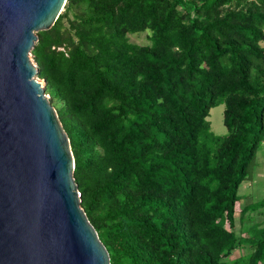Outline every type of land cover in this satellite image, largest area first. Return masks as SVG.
Listing matches in <instances>:
<instances>
[{"label":"trees","instance_id":"16d2710c","mask_svg":"<svg viewBox=\"0 0 264 264\" xmlns=\"http://www.w3.org/2000/svg\"><path fill=\"white\" fill-rule=\"evenodd\" d=\"M31 54L110 264H264V221L243 224L264 197L235 227L264 140V0H66Z\"/></svg>","mask_w":264,"mask_h":264},{"label":"water","instance_id":"95a60500","mask_svg":"<svg viewBox=\"0 0 264 264\" xmlns=\"http://www.w3.org/2000/svg\"><path fill=\"white\" fill-rule=\"evenodd\" d=\"M65 1L0 0V264H110L30 58L36 32L53 25Z\"/></svg>","mask_w":264,"mask_h":264},{"label":"rangeland","instance_id":"374dc122","mask_svg":"<svg viewBox=\"0 0 264 264\" xmlns=\"http://www.w3.org/2000/svg\"><path fill=\"white\" fill-rule=\"evenodd\" d=\"M150 34V31L147 29L145 31L136 32V33H130L128 34V41L131 43L136 44H147L150 42L147 35ZM30 58L33 59L32 54L30 55ZM34 60V59H33ZM44 87V84L41 85ZM48 94L45 93V96ZM49 103L52 105V102L48 98ZM54 112L57 116V110L56 107L53 106ZM224 105L222 103H219L213 107L210 108L209 114L207 119L210 122V128L211 132L215 136H220L226 133V128L223 124L222 120V112H223ZM58 118V116H57ZM256 158H257V166H254V172H253V178L254 182L251 185L250 182L242 181L241 184L238 187V196L239 200L235 204V227L236 229L239 227L238 219H239V213L240 209L247 205V204H255L256 202L260 201L264 197V141H262L256 151ZM256 164V161H255ZM260 195V197H258ZM243 224L247 226L252 224L261 223L264 221V206L258 208L255 211H248L243 218ZM245 235V234H244ZM247 251V248H242L239 246H236L234 251L232 252L230 258L236 257L242 253H245Z\"/></svg>","mask_w":264,"mask_h":264},{"label":"crops","instance_id":"0c3cea01","mask_svg":"<svg viewBox=\"0 0 264 264\" xmlns=\"http://www.w3.org/2000/svg\"><path fill=\"white\" fill-rule=\"evenodd\" d=\"M264 141V140H263ZM257 164H258V162H257V158H256V165H255V167L257 166ZM253 172H254V168H253V171H252V174H251V176H250V178H248V179H246L245 181H247V182H250V184L252 185L253 184V182L255 181L254 180V176H253ZM258 197H260V195H258Z\"/></svg>","mask_w":264,"mask_h":264},{"label":"bare ground","instance_id":"6f19581e","mask_svg":"<svg viewBox=\"0 0 264 264\" xmlns=\"http://www.w3.org/2000/svg\"><path fill=\"white\" fill-rule=\"evenodd\" d=\"M38 81L40 82L41 85L44 84V82H43V81L41 80V78H39V77H38ZM47 96H49V95H47Z\"/></svg>","mask_w":264,"mask_h":264}]
</instances>
